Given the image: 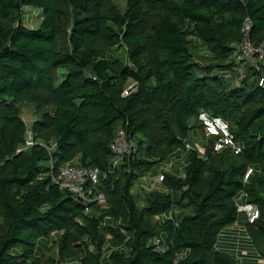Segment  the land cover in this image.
I'll return each instance as SVG.
<instances>
[{"label":"trees","instance_id":"trees-1","mask_svg":"<svg viewBox=\"0 0 264 264\" xmlns=\"http://www.w3.org/2000/svg\"><path fill=\"white\" fill-rule=\"evenodd\" d=\"M26 7L41 11L34 28ZM245 17L252 44L264 43V0H0V264H238L216 243L240 196L258 209L243 225L264 260V64L234 62ZM24 103L35 143L16 152ZM200 110L227 121L241 152L213 150V136L199 140L202 156L185 151L202 135ZM118 127L135 149L112 167ZM180 160L179 173L163 169L156 189L134 193ZM67 162L99 171L104 205L51 181Z\"/></svg>","mask_w":264,"mask_h":264},{"label":"built area","instance_id":"built-area-1","mask_svg":"<svg viewBox=\"0 0 264 264\" xmlns=\"http://www.w3.org/2000/svg\"><path fill=\"white\" fill-rule=\"evenodd\" d=\"M252 26V21L249 17H245L242 26L241 34L242 40L235 47L236 58L234 62L239 64L244 61H248L251 66L259 70L260 64H264V43L259 45H253L249 38L250 29ZM240 70V69H238ZM229 71H220L219 76H227ZM260 86L264 87V79H261L258 83ZM135 86V82H131L129 85L125 86L121 95H127ZM196 121L202 127V135L199 136V140L202 138L213 136L215 140L212 145V149L215 151L221 150L223 148L228 149L234 153L241 152L242 147L235 140L234 134L230 131L228 123L226 120L219 116L210 115L204 110H200L197 114ZM25 142L22 146L16 149V152L24 150L29 146L33 145L35 142L30 136V128L27 129ZM53 147L52 144L48 146L49 149ZM183 147L186 150L195 149L199 156L204 154V148L200 141H184ZM135 149L134 142L127 137L126 132L123 128L118 127L113 140L110 143V151L112 153L113 159L111 166L115 167L120 159ZM251 169L248 168L244 175V180L247 178ZM99 171L93 167H82L77 166L73 162H67L61 167H59L56 173L50 171V178L53 183L58 184L60 187L65 188L71 193V195L84 204L87 202H95L98 205H104L105 199L102 193L97 192L96 186L99 182ZM151 185L159 183L162 180V172L160 171L153 177L142 176L141 179L145 182V179H151ZM237 210L245 214V220L251 223L258 216V209L255 205L248 202H237ZM237 241L236 246L239 243V230L236 234ZM152 244L157 251H162L161 239L154 237L152 239ZM246 252L239 250L236 247L235 257L238 260V264H242V257ZM264 263V260H261Z\"/></svg>","mask_w":264,"mask_h":264},{"label":"rangeland","instance_id":"rangeland-1","mask_svg":"<svg viewBox=\"0 0 264 264\" xmlns=\"http://www.w3.org/2000/svg\"><path fill=\"white\" fill-rule=\"evenodd\" d=\"M113 4H115V6H117L120 9L124 8L125 5V0H110ZM40 17H41V11L39 9L36 8H30V7H26L24 9V13H23V19L22 22L24 25H26L27 27L30 28H34L38 25V23L40 22ZM201 51V50H200ZM111 52L114 53L115 55L122 57L123 59L125 58V53H124V49L123 47H113L111 49ZM203 54H205V52H202ZM201 53V54H202ZM244 64V63H243ZM239 71H242L241 68H239ZM132 81L128 80L126 83V86L129 85ZM21 111H22V118L24 119V121L26 122L27 128H30V125L32 123V119L35 117L34 113H33V107L31 105H28L26 103L22 104L21 106ZM31 114L33 115V118L31 117ZM197 133V131H195ZM28 135V134H27ZM30 136L32 137V134H30ZM199 139V138H198ZM185 163L180 161H177L176 163H171L170 161L164 162L163 163V167L161 168V170H166V171H174V172H180L181 171V166L184 165ZM149 177V176H147ZM151 179H145V182L142 181L141 178H139L135 185H134V193L138 192L140 195H143L144 193L150 191V190H154L157 188V183L151 185ZM137 198H140L137 196ZM139 203H141L140 199H138ZM243 216L245 219V214L242 213L239 215V218L237 216L236 219V223L237 225H233L231 227L228 228L229 229H234V232L232 233V235H236V231H237V227H240V238H242V231H243ZM47 240V239H46ZM45 239L40 240L39 243L37 244L38 247L40 248L45 242ZM254 259L256 260V262L258 263L257 259H259L257 256L254 255ZM259 264V263H258Z\"/></svg>","mask_w":264,"mask_h":264},{"label":"crops","instance_id":"crops-1","mask_svg":"<svg viewBox=\"0 0 264 264\" xmlns=\"http://www.w3.org/2000/svg\"><path fill=\"white\" fill-rule=\"evenodd\" d=\"M30 118H33V115L31 114V117ZM193 139L192 140H197V138H199V135L196 134L195 132L193 133L192 135ZM199 141V139L197 140ZM182 155V154H181ZM182 167V166H181ZM238 202L242 203L244 202V199L243 197H239V200ZM243 212L239 211L238 212V218H239V215L242 214ZM245 221L244 219V216H243V222ZM237 221H235L233 224H231L230 226L224 228L219 236H218V241L216 243V247L219 248V249H223V250H226V251H232L234 252V250H236V241H237V237L236 235H232V233L234 232V229H229V227L233 226L234 224L237 225L236 223ZM239 230V249H241V251H244L247 253V258L245 259V262L246 264H255L254 263V254L252 252H250L251 248H250V242H249V239H248V236H247V233L244 229V225H243V231H242V238H240V230L241 228L240 227H237V231ZM237 231H236V234H237ZM262 259H257L258 262L262 263L261 261Z\"/></svg>","mask_w":264,"mask_h":264},{"label":"water","instance_id":"water-1","mask_svg":"<svg viewBox=\"0 0 264 264\" xmlns=\"http://www.w3.org/2000/svg\"><path fill=\"white\" fill-rule=\"evenodd\" d=\"M131 67V69H134V67L133 66H130Z\"/></svg>","mask_w":264,"mask_h":264}]
</instances>
